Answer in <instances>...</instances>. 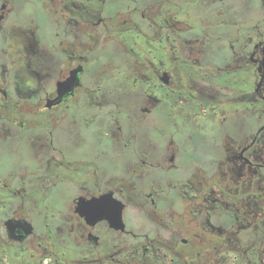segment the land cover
I'll use <instances>...</instances> for the list:
<instances>
[{
	"label": "flooded vegetation",
	"instance_id": "obj_1",
	"mask_svg": "<svg viewBox=\"0 0 264 264\" xmlns=\"http://www.w3.org/2000/svg\"><path fill=\"white\" fill-rule=\"evenodd\" d=\"M0 264H264V0H0Z\"/></svg>",
	"mask_w": 264,
	"mask_h": 264
}]
</instances>
